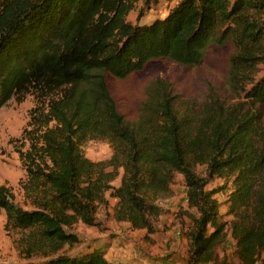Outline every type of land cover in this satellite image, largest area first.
Masks as SVG:
<instances>
[{
	"label": "trees",
	"instance_id": "1",
	"mask_svg": "<svg viewBox=\"0 0 264 264\" xmlns=\"http://www.w3.org/2000/svg\"><path fill=\"white\" fill-rule=\"evenodd\" d=\"M137 1L0 0V108L28 93L37 98L31 128L24 129L30 148L21 151L34 208L11 203L10 191L0 186V213L15 227L33 229L30 256L36 250L44 259L22 264H124L106 257L109 244L82 243L67 227L76 221L99 226L96 210L110 192L115 219L148 237L161 213L157 202L171 194L177 174L197 210L189 264L218 261L228 234L239 264H258L264 252V0H180L165 17L133 24L127 17ZM229 39L236 47L230 99L213 97L180 111L173 92L158 83L139 120H125L106 75L124 79L159 58L198 65L210 45ZM94 139L110 144L109 159L85 155L83 145ZM215 178L230 182V220H221L220 189H206ZM75 244L77 252H60Z\"/></svg>",
	"mask_w": 264,
	"mask_h": 264
},
{
	"label": "rangeland",
	"instance_id": "2",
	"mask_svg": "<svg viewBox=\"0 0 264 264\" xmlns=\"http://www.w3.org/2000/svg\"><path fill=\"white\" fill-rule=\"evenodd\" d=\"M179 1L138 0L127 19L133 24L152 22L165 17ZM235 52L236 47L232 39H229L223 45H210L198 65H182L159 58L151 60L142 70L124 79L111 75L105 78L118 110L126 121L135 123L139 120L143 103L158 83L173 92L175 107L180 111L199 107L213 97L230 99L227 85L229 59ZM259 68L264 74V63ZM36 105V96L28 93L22 98L10 99L0 108V186L10 191L11 203L22 209H33L35 206L33 195L24 188L28 173L21 151L26 152L30 148L31 141L26 138L24 129L31 128L28 120L31 109ZM83 151L93 161L107 160L113 154L110 144L99 139L87 141ZM204 168L199 165L197 172L204 175ZM120 182L121 175L113 184L119 186ZM230 187V182L225 184L223 178H215L206 186L207 190L220 189L216 197L220 201L222 221L232 217L227 214L226 200ZM106 197L108 203L99 205L96 210L99 226H88L82 221H76L67 230L77 234L82 243L92 240L102 246L109 244L111 248L107 257L124 264H189L188 235L193 222L191 214H197V210L188 205L187 186L182 175L175 176L171 194L158 200L161 213L155 221L156 231L148 237L145 236L146 230L135 229L128 222L117 221L114 216L117 199L110 192H107ZM35 239L33 229L15 227L7 221L4 211L0 213L1 263L22 264L28 260H44L36 250L30 256L29 248ZM80 244L66 245L60 252H77ZM263 259L264 252L258 264H263ZM209 264H239L235 242L230 234L226 242L218 247V261Z\"/></svg>",
	"mask_w": 264,
	"mask_h": 264
},
{
	"label": "crops",
	"instance_id": "3",
	"mask_svg": "<svg viewBox=\"0 0 264 264\" xmlns=\"http://www.w3.org/2000/svg\"><path fill=\"white\" fill-rule=\"evenodd\" d=\"M111 248V247H110ZM108 255V254H107ZM107 257V256H106ZM108 258V257H107ZM110 261H117V260H112V259H110V258H108Z\"/></svg>",
	"mask_w": 264,
	"mask_h": 264
}]
</instances>
